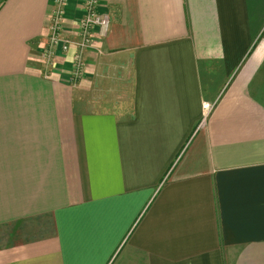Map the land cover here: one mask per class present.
Wrapping results in <instances>:
<instances>
[{"label":"crops","instance_id":"1","mask_svg":"<svg viewBox=\"0 0 264 264\" xmlns=\"http://www.w3.org/2000/svg\"><path fill=\"white\" fill-rule=\"evenodd\" d=\"M51 6L0 0V264H264L248 0H99L75 81L73 48L42 56Z\"/></svg>","mask_w":264,"mask_h":264},{"label":"built area","instance_id":"2","mask_svg":"<svg viewBox=\"0 0 264 264\" xmlns=\"http://www.w3.org/2000/svg\"><path fill=\"white\" fill-rule=\"evenodd\" d=\"M66 1L52 0L48 12L49 36L42 56L49 61L57 50L67 52L73 48L70 79L75 81L84 72V51L91 44L94 29L97 28L98 36H104L109 26V15L98 10L99 0H83L82 13L76 19V36H72L65 33L63 26Z\"/></svg>","mask_w":264,"mask_h":264},{"label":"rangeland","instance_id":"3","mask_svg":"<svg viewBox=\"0 0 264 264\" xmlns=\"http://www.w3.org/2000/svg\"><path fill=\"white\" fill-rule=\"evenodd\" d=\"M250 8V21L254 28L253 40L264 39V0H248ZM264 67V61L262 63Z\"/></svg>","mask_w":264,"mask_h":264}]
</instances>
